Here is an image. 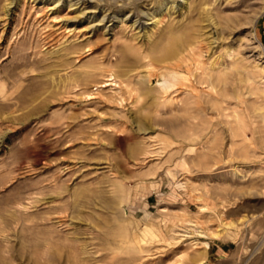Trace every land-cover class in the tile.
Returning <instances> with one entry per match:
<instances>
[{
  "label": "rangeland",
  "instance_id": "374dc122",
  "mask_svg": "<svg viewBox=\"0 0 264 264\" xmlns=\"http://www.w3.org/2000/svg\"><path fill=\"white\" fill-rule=\"evenodd\" d=\"M0 264H264V0H0Z\"/></svg>",
  "mask_w": 264,
  "mask_h": 264
}]
</instances>
